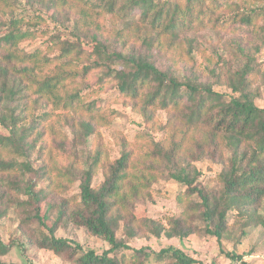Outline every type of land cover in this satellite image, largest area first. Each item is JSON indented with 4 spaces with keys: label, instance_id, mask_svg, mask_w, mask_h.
I'll return each instance as SVG.
<instances>
[{
    "label": "trees",
    "instance_id": "1",
    "mask_svg": "<svg viewBox=\"0 0 264 264\" xmlns=\"http://www.w3.org/2000/svg\"><path fill=\"white\" fill-rule=\"evenodd\" d=\"M52 1L58 12L74 9L69 3L76 1L95 17H100L101 11L114 13L118 3V0ZM128 4L130 11H140L143 24L150 29L151 34L145 33L144 43L149 48H160L164 41L173 47L184 33L212 23L216 12L228 6V0H129ZM120 9L128 11V8ZM15 12L12 0H0V15L8 19L0 34V126L3 130L0 178L10 190L28 196L37 204L69 189L75 181L80 182L79 203L71 206L69 201H63L58 206L51 205L48 211L57 212V221L52 227L46 225V215L41 218L36 213L34 216L48 231L45 237H36L38 249L67 258L72 264H145L142 258L147 259V256L143 250L137 251L130 260L111 257L120 249L130 250L117 238L121 223L130 239L137 238L141 232L169 240L189 239L205 233L219 243L228 232L231 214L236 215L243 230L264 225L260 214L264 203V109L256 104L259 93L251 90L264 73L253 59H248L240 71L227 79L232 91L228 96L217 92L213 84L189 79L181 82L171 68L161 71L149 56L134 50L109 53L95 36L91 43L58 41L46 50L37 49L29 54L21 45L36 39L42 19L17 18ZM263 19L264 10H252L233 20L223 19L222 25L232 28V24H239L259 34L263 29L259 20ZM220 21L217 19L215 23ZM79 28L77 23L76 29ZM192 47L193 42H188L187 55ZM57 51L59 54L51 57ZM86 61H90V65L79 68ZM116 65L121 69L112 70ZM100 68L106 72L99 79V91L112 85L119 97L131 101L134 111L147 123L156 125L155 113L159 110L171 115L166 125L158 124L160 130L168 133L167 138L152 142L153 150L145 155L150 166L146 161L135 159V153L125 143L121 156L114 161L107 159L100 140L94 152L88 150L89 140L96 135L97 128L108 125V113L96 100L88 102L90 97L77 79L81 74L86 77ZM59 111L72 115L66 119L79 128L76 138L85 151L81 158L78 148L72 147L75 161L65 168L55 164L59 156L66 154L64 142H58L57 154L47 142L50 136H54L53 143L57 142L52 123L60 117ZM78 113L89 119L76 120ZM225 152L229 154L226 158ZM34 157L39 161L37 170L30 163ZM19 159L24 162L20 163ZM80 159H83V167H78ZM204 160L223 166L218 176L221 189L217 192L209 193L195 186L199 174L192 163ZM159 168H165L166 176L184 185L187 196L200 200V203H190L168 226L155 220L139 219L128 207L162 179ZM100 171L104 180L95 187L94 179ZM28 174L37 182L24 183ZM44 180L47 186L36 191L38 182ZM20 205L19 201L13 202L16 209ZM63 224L102 238L111 249L99 256L93 251L85 252L69 240L57 239L56 233ZM10 251L0 239V264H6L2 258ZM227 257L240 260L230 254ZM155 259L162 264H196L172 247L160 251Z\"/></svg>",
    "mask_w": 264,
    "mask_h": 264
},
{
    "label": "rangeland",
    "instance_id": "2",
    "mask_svg": "<svg viewBox=\"0 0 264 264\" xmlns=\"http://www.w3.org/2000/svg\"><path fill=\"white\" fill-rule=\"evenodd\" d=\"M12 1L16 6L17 18L30 20L39 17L42 19L36 31V39L21 45V48L29 54L37 49L46 50L48 46L58 41L71 44L91 43L95 36L109 53L114 51L130 53L134 50L149 56L161 71L171 68L181 82L189 79L213 84L217 92L228 96L232 95V91L227 85V79L240 71L247 64L248 59H253L259 70L264 73V19L259 20V26L263 27L259 34L239 24H232V28H224L222 25L223 19L233 20L236 16L248 14L252 10H264V0H228V6L216 12L212 23L184 33L173 47H169L167 41H164L160 48H149L144 43L145 33L151 34L150 29L143 24L139 10L130 11L129 0H118L114 13L108 14L101 11L102 15L96 16L97 18L76 1L69 3L74 9L60 12L53 7L52 0ZM95 1L84 0V2ZM122 7L128 8V11H121ZM217 19L221 21L216 24ZM7 21V18L0 15V34ZM77 23L80 25L79 30L76 29ZM188 42H193L189 55L186 51ZM58 54L59 51L51 57ZM87 65H90V61L81 63L79 68ZM120 69V65L112 67V70ZM104 72H106L105 69H95L86 77L81 74L77 79L78 85L86 92V96L90 97L88 102L96 100L98 106L108 113V125L97 128L96 135L89 140L88 150L94 152L100 140L107 159L114 161L121 156L122 144L125 143L127 148L135 153V159L146 161L147 166H150L151 162L145 155L153 150L152 142H160L167 138L168 133L160 130L158 124L166 125L171 115L159 110L155 113L156 125L147 123L141 114L134 111L131 101L118 96L115 87L108 85L103 91H99V79ZM251 90L259 93L256 104L257 107L264 109V77H258ZM57 114L60 117L52 123L57 142L53 143L54 136L47 138V142L55 150V154H57L58 142H64L66 154L59 156L55 164L56 167L65 168L75 161L71 154L74 150L72 147L78 148L81 158L85 151L76 138L79 128L73 124V121L66 119V116L72 117V115H65L61 111ZM86 116L78 113L75 118L88 120ZM2 131L0 126V134ZM228 156L229 154L225 152V158ZM18 161L21 163L24 159ZM30 163L32 168L37 170L39 167L37 157H34ZM78 167H83V159H80ZM192 168L199 174L195 186L209 193L221 189L218 176L223 169L222 165L204 160L192 163ZM159 170V174L163 176L162 179L160 178L150 190L146 191L141 199L130 203L128 207L139 219L155 220L168 226V222L173 218H179L190 203H200V200L196 196H187V188L166 176L165 168H159ZM29 180L37 182L32 174L26 176L24 183ZM103 180V174L100 171L94 179V186L98 187ZM38 183L36 191L47 186L46 180ZM14 201L21 202L17 209L13 206ZM63 201H69L71 206L80 202L79 181H75L69 189L59 191L54 197L37 204L28 196L10 190L6 181L0 178V239L11 248L9 255L2 258V262L6 264H72L67 258L58 257L47 250H40L35 245L36 237L43 238L48 235V231L34 216L36 213H39L41 218L46 215V225L52 227L57 221V212L48 210L51 205L58 206ZM260 214L264 222V203ZM236 219V215H230L229 229L221 243L215 237L206 236L205 233L195 234L189 239L169 240L166 237L156 238L141 232L137 238L130 239L125 233L124 223H121L117 238L130 250L120 249L111 254V257L115 256L119 259L124 257L130 260L137 251L143 250L147 256V259L142 258L145 264H162L155 259V256L163 249L172 247L181 250L186 256L195 260L196 264H264V225L243 230ZM196 225L203 226L199 223ZM56 238L69 240L74 245H79L85 252L93 251L99 256L111 249L102 238L89 235L85 230L69 224L60 226ZM227 254L240 257V260L233 261L227 257Z\"/></svg>",
    "mask_w": 264,
    "mask_h": 264
}]
</instances>
